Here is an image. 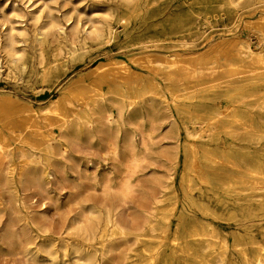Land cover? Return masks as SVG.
Listing matches in <instances>:
<instances>
[{"label": "rangeland", "instance_id": "obj_1", "mask_svg": "<svg viewBox=\"0 0 264 264\" xmlns=\"http://www.w3.org/2000/svg\"><path fill=\"white\" fill-rule=\"evenodd\" d=\"M42 37L41 50L39 41ZM56 41L60 42L62 53L54 58ZM239 41L248 42L253 50L264 56V0H0V130L9 138L10 152L14 157L12 182L17 190L13 198L0 185V208L3 209L0 216V264H45L49 262L48 252L52 255V264H118L120 260L119 251H115L109 261L98 255L95 263L83 252L86 234L75 223L80 220L83 225L84 214L79 202L86 188L85 182L79 181L76 174L68 173V179L52 183V196L56 199L46 200L43 205L29 201L26 196L32 193V188L28 186L23 192V181L19 177L22 161L15 156L17 148L23 145L10 138L7 127L16 129L19 134L30 117L42 126L41 109L51 101L58 103L60 109L64 108L70 92L79 95L80 90L101 73L100 70L103 73L111 66L123 65L131 83L139 77L143 81V92L148 86L147 78L151 77L163 90L161 81L153 76L163 61H178L190 66L217 61L226 65L227 58L231 63L226 65L229 75L240 78L241 72L246 70V60L232 57L231 50L225 51L228 57L211 54L214 49H229ZM13 51L19 52L20 57H14ZM204 80L216 83L219 78L205 77ZM233 86L230 85L228 90ZM100 88L108 89L104 84ZM244 90V94H257L251 101L253 106L237 108L236 111L243 117L251 111L255 127L264 131V108L261 110L255 101L264 96V86ZM181 95L184 105H200L190 89L182 90ZM227 106L234 105L225 100L209 102L201 107L198 117L190 116L184 121L197 130H206L209 114L217 107L225 109ZM50 114L48 119L53 123L56 117ZM52 131L58 133L57 129ZM25 136L28 137V133ZM186 141L199 143V139L186 136L180 128L179 158L171 172L177 193V210L185 213L188 221H194L200 233L207 231L208 223L213 226L215 238H210L214 244L212 255L206 258L209 251L203 250L199 243L194 248V253L203 257L199 261L179 249L180 240L172 244L176 224L175 217H172L166 236L151 233L153 238L147 243V250L138 249L137 264H257V257L264 260L263 192L259 189L250 191L249 186L238 184L222 191L218 183L238 174L232 169L228 175L208 185L188 173L192 178L190 189L185 183L181 187L180 176L183 173L187 176L188 172L183 166L181 151ZM198 151L201 156L200 148ZM32 153L41 155L37 150ZM245 158L251 166L264 159L258 155ZM153 170L159 175L163 172L160 166H151L148 171ZM81 182L82 187L75 188ZM76 195L80 198H73ZM142 197L144 194L134 189L127 198H119V202L138 208ZM200 206H206L210 213H203ZM30 215L35 219L39 217L40 221L34 225L28 219ZM14 219L18 222L14 223ZM7 224H17L18 228L25 224L38 252L30 251L31 246H26L20 237H12L11 241L3 243L2 232ZM249 237L262 250L255 249ZM222 241L226 248L220 247ZM124 247L122 245L118 250ZM220 254L223 259L219 262Z\"/></svg>", "mask_w": 264, "mask_h": 264}, {"label": "bare ground", "instance_id": "obj_2", "mask_svg": "<svg viewBox=\"0 0 264 264\" xmlns=\"http://www.w3.org/2000/svg\"><path fill=\"white\" fill-rule=\"evenodd\" d=\"M43 40L42 37L39 41L40 48ZM56 42L54 58L62 53L60 42ZM226 50H231L232 57L247 61L240 78L229 75L226 65L231 63L227 58L226 65L217 61L196 66L163 61L157 67L160 70L153 73L161 81L163 90L150 76L143 92V81L139 77L131 83L123 65L111 66L103 73L100 70L101 73L80 90L79 95L70 92L64 108L60 109L58 103L51 101L41 109L42 126L30 117L19 134L16 129L7 127L10 138L23 145L17 148L15 156L22 161L19 177L23 181V192L28 186L32 188V193L26 196L30 202L43 205L46 200L56 199L52 196L51 185L54 181L58 184L62 178L68 179V173L76 174L79 181L85 182L86 190L79 202L84 221L83 225L80 220L75 224L86 234L83 252L94 263L98 255L109 261L113 253L119 251L118 264H137L138 249L147 250V243L153 238L151 233L166 236L172 217L176 221L172 244L180 240L179 249L199 261L203 257L194 253L199 243L203 250L209 251L206 258L212 255L214 244L210 238H215L213 226L208 223L207 231L200 233L194 221H188L186 214L177 210V193L171 172L179 158L180 128L186 136L199 139L198 145L188 141L182 145L183 166L188 172L187 176L184 173L180 176L181 187L185 183L190 189V175L208 185L228 175L232 169L238 174L218 183L222 191L238 184L249 186L250 191L259 189L264 194V159L251 166L245 158L257 155L264 158V131L255 127L251 111L244 117L236 111L237 108L253 106L251 101L257 94H244L245 88L264 86V56L246 41L230 45L229 49H214L211 54L228 57ZM12 54L20 57L17 51ZM146 60L152 64L149 57ZM205 77H218L219 80L206 83ZM101 84L108 87L107 91L100 88ZM230 85H234L232 90H228ZM186 89H190L200 105L183 104L181 91ZM221 100L234 106L215 108L216 111L209 114L206 130H197L184 121L190 116L198 117L201 107L209 102ZM255 101L262 110L264 96ZM50 113L56 117L53 123L48 119ZM198 148L202 151L201 156ZM33 150L40 151L41 155L32 153ZM10 151L9 138L0 130V185L14 198L17 190L12 182L14 157ZM151 166H160L163 172L159 175L156 170L148 171ZM81 187L82 182L75 185V188ZM134 189L144 194L142 204L138 208L120 204L119 198H127ZM77 196L73 198L79 199ZM107 201L111 203L107 204ZM200 210L210 213L206 206H200ZM2 213L0 208V216ZM28 219L34 225L40 221L34 215ZM16 221L14 219V223ZM12 237L22 238L26 246H31L30 251L38 252L25 224L19 228L17 224H7L2 232L3 243L11 241ZM249 241L255 249L262 250L252 237ZM122 245H125L123 250H118ZM220 247L226 248V244L222 241ZM47 257L49 262L45 264H52L50 252ZM218 258L219 262L222 261L223 254ZM256 262L264 264L259 257Z\"/></svg>", "mask_w": 264, "mask_h": 264}]
</instances>
